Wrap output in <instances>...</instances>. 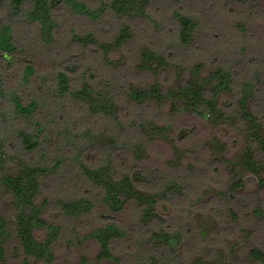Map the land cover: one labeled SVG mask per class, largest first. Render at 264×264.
Returning a JSON list of instances; mask_svg holds the SVG:
<instances>
[{
  "label": "trees",
  "instance_id": "obj_1",
  "mask_svg": "<svg viewBox=\"0 0 264 264\" xmlns=\"http://www.w3.org/2000/svg\"><path fill=\"white\" fill-rule=\"evenodd\" d=\"M152 2L0 0V189L11 198L14 210L12 218L0 215V264H55L54 248L62 237L63 227L48 220V206L71 220L93 213L104 222L84 236L98 242L100 260L121 262L113 254L114 243L119 239L137 238L134 248L140 251L135 256L129 250L132 264H151V259L162 254L164 248L170 255L177 253L176 244L183 240V233L181 230L168 233L165 229L169 225L157 207L161 202L164 208L168 207L166 202H177L191 174L168 172L140 161L153 142L146 129L150 123L146 118L134 119L139 125L138 131L129 132L126 138L135 136L138 141L124 143V149H120L117 132L113 133L116 140L112 143L97 144L92 129L101 133L108 121L114 129L119 125V108L115 112L114 106L121 92L116 79L94 85L88 77L98 79L100 71L94 72L82 61L53 58L41 49V42H54L55 35L64 27L73 33L74 41L87 47L96 44L107 56L128 42L132 35L129 21L140 13L146 15ZM171 8L178 32L171 41L156 44V49L144 48L140 65L144 69L170 64L171 55L176 52L173 49L190 45L198 31L199 20L193 9L182 5ZM8 13L37 24L41 37L17 36ZM72 15L111 23L107 32L117 30L114 40L109 44L99 43L92 32L81 37ZM220 59L221 63L207 78L200 77L169 90L161 89L157 82L142 89L129 87L126 94L146 106L154 100L176 97L183 100L175 105L177 111H189L218 124L225 117L219 106V95L231 90L237 78L231 60ZM199 69L197 65L196 72ZM80 73L86 79L78 87ZM99 87L101 94L110 95L111 101L95 102L100 97L92 92ZM70 102L72 107L67 105ZM88 107L96 119L85 121L74 117L75 110L86 112ZM235 115L236 124L232 125L236 128L246 125L249 137L243 153L240 157L222 153L220 139L216 142V150L233 176L231 184L220 191L221 197L229 201L241 199V188L246 185L242 173L264 180V81L259 75L241 82ZM169 127V124L156 127L155 133L160 134ZM125 151L135 153V158L128 157ZM43 188L49 190V195L42 203L39 196ZM44 230L46 234L41 236L39 232ZM250 256L264 262V249L253 247Z\"/></svg>",
  "mask_w": 264,
  "mask_h": 264
},
{
  "label": "rangeland",
  "instance_id": "obj_2",
  "mask_svg": "<svg viewBox=\"0 0 264 264\" xmlns=\"http://www.w3.org/2000/svg\"><path fill=\"white\" fill-rule=\"evenodd\" d=\"M174 5L195 11L194 15L199 20L198 31L190 45L173 49L176 52L171 55L173 60L170 64L161 63L144 69L140 66L144 48H157L156 44L163 40L171 41L178 32L177 24L171 18ZM6 15L17 36L41 37L37 24L10 16V13ZM204 16H208L207 19ZM72 18L81 37L92 32L99 43L109 44L114 40L117 30L107 32L111 23L80 15H72ZM129 24L132 35L128 42L107 56L96 44L87 47L74 41L73 33L64 27L55 35L54 42H41V49L53 58L82 61L94 72L100 71L98 79L88 77L94 85L116 79L117 89L121 92L118 99H122L121 102L117 99L114 106L115 112L119 108V125L115 130L108 121L103 124L101 133L92 129L97 144L112 143L117 132L120 133L117 140L120 149H124V143L137 140L135 136L126 138L129 132L138 131L139 125L135 120L146 118L147 122L150 121L146 129L153 142L147 146L140 161L168 172L191 174L188 186L177 202H166L167 208L161 202L157 207L159 215L169 225L165 230L168 233L181 230L183 240L176 244V254L170 255L165 246L160 247L164 251L152 258L151 264H264L250 256L253 247L264 249V180L262 182L251 173H242L246 182L241 188L242 200L223 199L220 191L231 184L233 176L223 164V156L216 150L217 139H220L224 147L222 153L240 157L249 143L246 125L236 128L232 124L237 120L235 110L241 82L257 75L264 81V0H153L148 13L138 14ZM165 47L168 51L167 44ZM164 48L160 50L165 52ZM220 57L231 60L237 78L231 90L219 95V106L225 117L220 118L218 124L189 111H177L175 105L183 100L176 97L154 100L146 106L131 100L126 94L129 87L142 89L157 82L161 89L169 90L188 81H197L200 77L207 78L221 63ZM197 65L200 71L196 72ZM83 75L78 74V87L86 79ZM101 90L99 87L92 92L100 97L95 102L104 104L111 101L110 95L101 94ZM67 105L72 107L73 103ZM74 117L85 121L97 118L89 107L86 112L75 110ZM166 124L170 125L169 130L155 133L156 127ZM90 127L86 126V129ZM125 152L130 158L136 156L132 151ZM50 177L48 181H51ZM48 195L49 190L43 188L40 202L43 203ZM46 212L48 220L63 227L62 237L54 248L55 264H132L129 259L131 253L136 256L139 250L134 248L137 238L119 239L114 243L113 254L121 262L100 260L98 242L94 238H84L104 224L99 217L90 213L71 220L54 211L52 206H48ZM0 215L14 216L11 198L3 189H0ZM39 234L44 236L46 231ZM8 256L12 260L10 250Z\"/></svg>",
  "mask_w": 264,
  "mask_h": 264
}]
</instances>
